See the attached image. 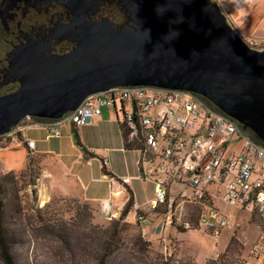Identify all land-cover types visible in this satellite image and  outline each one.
<instances>
[{
    "label": "water",
    "instance_id": "obj_1",
    "mask_svg": "<svg viewBox=\"0 0 264 264\" xmlns=\"http://www.w3.org/2000/svg\"><path fill=\"white\" fill-rule=\"evenodd\" d=\"M100 1H64L74 12L72 50L42 53L26 43L8 54L0 84L19 85L0 95V135L27 116L56 119L89 94L142 84L201 94L264 143V50L249 46L219 5L118 0L128 20L116 27L105 18L85 19Z\"/></svg>",
    "mask_w": 264,
    "mask_h": 264
},
{
    "label": "built area",
    "instance_id": "obj_2",
    "mask_svg": "<svg viewBox=\"0 0 264 264\" xmlns=\"http://www.w3.org/2000/svg\"><path fill=\"white\" fill-rule=\"evenodd\" d=\"M243 39L264 50V37ZM105 106L113 108L131 139L141 143L136 149V177L153 186L146 205L184 229L202 227L217 235L230 226L231 217L215 199L230 203L255 218L259 239L250 254L255 258L264 254V143L201 94L142 84L89 94L74 110L45 124L48 136H59L60 127L67 123L90 124ZM22 121L12 127V136L36 124L21 125ZM26 144L32 149L34 141ZM119 181L129 184L131 176ZM138 218L144 219L143 212ZM188 219H196V225Z\"/></svg>",
    "mask_w": 264,
    "mask_h": 264
},
{
    "label": "rangeland",
    "instance_id": "obj_3",
    "mask_svg": "<svg viewBox=\"0 0 264 264\" xmlns=\"http://www.w3.org/2000/svg\"><path fill=\"white\" fill-rule=\"evenodd\" d=\"M212 1L219 5L228 22L242 37H264V33L259 31V28L262 29V26H264V0ZM8 50L9 46L3 39L0 27V65ZM15 86L16 85L12 84H0V95L10 92L12 87L15 88ZM32 119L33 118L30 117L23 118L21 125L32 121ZM10 131L0 135V172L7 173L12 171L14 173L17 181L15 188L17 189V197L19 198L22 209L23 224L26 230L32 234L36 232L39 233L38 236L32 239V245L29 248H17V254L23 255L26 253V255H30L31 258L36 257L37 264H96L94 258L87 253H80L75 256L67 253L56 238L42 231V229H38L40 226L35 223L37 217L34 208L36 206L41 207L46 202L54 200V202H52L54 206V208H52V213L69 218L77 211L81 210L77 207L81 206L84 202L79 201V199L75 197L61 195H54L47 201H43L44 199L39 193V188L36 187L38 185L37 177H40L39 175L41 174L39 165L40 160L37 159L38 157L36 154H32L33 159H30L28 151L25 157L21 158L16 156L17 153L13 152V150L17 148V141L21 136L17 133L12 136ZM30 132L36 134L38 130L37 128H31ZM69 133L72 136V143L76 145V147H80L75 140L74 133H72L71 130ZM78 149L81 151V148ZM69 151H72V149H69ZM117 161L120 165H123L120 158H118ZM142 188L144 192H147L149 188L147 181L142 182ZM71 198L77 199L79 204H76L77 202L72 201ZM215 202L223 213L229 214L231 217L230 226L222 229L217 235L208 232L202 227H194L180 234L173 228L174 226L176 228L180 226L179 222L176 223L174 221L171 223L172 219H165V224H168L170 228L168 230L164 229L161 234L155 233L156 235L149 240V238L143 234L142 225L140 223L147 215L144 210L140 209L145 214L144 219H140L141 221L138 224L137 221L132 224L125 219L128 226L124 229L123 236L129 238L131 235L140 232L144 239L149 242L148 252L137 254L138 259L142 261L150 257L157 258L159 256L171 254L172 261L175 264H208L210 260L217 259L219 256L227 254V256L223 255L220 261L221 264H264V254H261L258 258L250 254L251 246L259 239L255 218H250L248 214L241 213L238 209L232 207L230 203L220 199H215ZM138 211L139 210H137L136 219L139 217ZM189 213H192V211ZM114 218L116 217L110 219H97V217L92 214V216L87 217V219L90 220L88 227L91 228L92 231L106 228L111 224ZM70 220L72 221L74 219ZM157 222V220L148 219L146 224L157 228ZM232 235L235 236L237 242L233 251L226 253L227 244ZM35 239H37V241ZM13 251H15V248H13ZM43 251L46 252V255ZM0 264H4L1 258Z\"/></svg>",
    "mask_w": 264,
    "mask_h": 264
},
{
    "label": "crops",
    "instance_id": "obj_4",
    "mask_svg": "<svg viewBox=\"0 0 264 264\" xmlns=\"http://www.w3.org/2000/svg\"><path fill=\"white\" fill-rule=\"evenodd\" d=\"M259 31L264 33V26ZM48 121L26 126L19 133L21 138L13 150L18 157H25L28 151L40 160L41 174L37 187L43 201L54 195L75 197L87 203L97 219H110L119 216L132 195L133 207L125 217L127 222L134 224L137 210L140 214L144 210L147 216L140 223L143 234L149 240L155 233L161 234L164 229L170 228L160 211L145 204L153 196V186L147 181L149 188L147 192L143 191L142 182L145 180L136 177L138 152L124 148L119 122L112 107H103L101 114L88 125L78 127L67 123L61 126L59 136H48L45 127ZM31 128H37L38 132L31 133ZM70 130L74 137L77 136L75 140L80 147L72 143ZM26 140L34 141L32 149L27 146ZM118 158L123 165L118 163ZM122 176H131V182L116 183ZM148 219L157 220V228L147 225ZM173 228L180 234L187 231Z\"/></svg>",
    "mask_w": 264,
    "mask_h": 264
},
{
    "label": "trees",
    "instance_id": "obj_5",
    "mask_svg": "<svg viewBox=\"0 0 264 264\" xmlns=\"http://www.w3.org/2000/svg\"><path fill=\"white\" fill-rule=\"evenodd\" d=\"M30 118H33L32 122L50 120L36 116H30ZM119 128L125 149L136 150L141 146L139 141L131 139L129 129L123 123L119 122ZM247 131L252 138L263 143L251 130L248 129ZM75 137L77 138L76 135ZM29 155L30 159H33L30 152ZM16 184V177L12 171L0 172V258L4 264H37L36 257L31 258L26 253L17 254L16 251L20 247L29 248L32 245V239L39 234L37 232L32 234L27 231L23 224ZM72 201L77 202V199H72ZM52 202L54 200L34 208L37 217L35 223L40 226L38 229H42V231L56 238L67 253L73 256L87 253L94 258L96 264H175L171 254L157 258L150 257L145 261L139 260L137 254L148 252L149 242L144 239L140 232L131 235L129 238L123 236L124 229L128 226L125 217L133 207L132 195H130L119 216L114 218L108 227L97 231H92L88 227L90 220L87 217L92 216V211L87 203L84 202L77 207L81 209L80 211L66 218L63 215L52 213V208H54ZM70 219H74L73 222ZM140 221L138 218L137 224ZM190 221L193 226L196 225V219ZM177 228L182 232L188 230L181 226H177ZM234 235L229 239L226 253L235 248L237 239ZM35 240L37 241V239ZM43 253L46 255L45 251ZM223 255L227 256V254ZM223 255L210 260L208 264H221Z\"/></svg>",
    "mask_w": 264,
    "mask_h": 264
},
{
    "label": "flooded vegetation",
    "instance_id": "obj_6",
    "mask_svg": "<svg viewBox=\"0 0 264 264\" xmlns=\"http://www.w3.org/2000/svg\"><path fill=\"white\" fill-rule=\"evenodd\" d=\"M65 0H15L7 2L0 0V27L4 41L8 44L4 60L0 65V82L4 80L3 73L9 67L8 54L17 45L31 43L42 53L63 54L72 50L76 42L68 38L69 29H76L74 12ZM86 20L100 21L107 19L116 27L127 24L128 16L118 0H101L99 5L84 13ZM16 85L11 81L2 85ZM11 90V91H13Z\"/></svg>",
    "mask_w": 264,
    "mask_h": 264
},
{
    "label": "clouds",
    "instance_id": "obj_7",
    "mask_svg": "<svg viewBox=\"0 0 264 264\" xmlns=\"http://www.w3.org/2000/svg\"><path fill=\"white\" fill-rule=\"evenodd\" d=\"M160 7L157 8V14L162 15V13L159 11Z\"/></svg>",
    "mask_w": 264,
    "mask_h": 264
}]
</instances>
